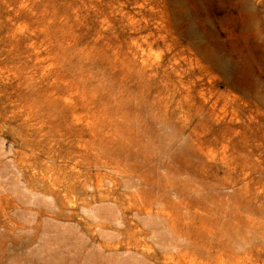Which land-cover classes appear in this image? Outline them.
Returning a JSON list of instances; mask_svg holds the SVG:
<instances>
[{"label":"rangeland","instance_id":"1","mask_svg":"<svg viewBox=\"0 0 264 264\" xmlns=\"http://www.w3.org/2000/svg\"><path fill=\"white\" fill-rule=\"evenodd\" d=\"M0 264H264V0H0Z\"/></svg>","mask_w":264,"mask_h":264},{"label":"bare ground","instance_id":"2","mask_svg":"<svg viewBox=\"0 0 264 264\" xmlns=\"http://www.w3.org/2000/svg\"><path fill=\"white\" fill-rule=\"evenodd\" d=\"M238 4H239V7L241 8V9H244V10H248L249 9V0H238ZM247 12V11H246ZM245 15H247L246 13H245ZM251 22V21H250ZM250 27V26H249ZM255 31V30H254ZM255 34V33H254ZM258 35V34H257ZM260 37V36H259ZM258 37V38H259ZM261 38V37H260ZM215 55V54H214ZM216 56V55H215ZM209 57V56H208ZM218 64V63H217ZM221 68V70L224 72V67H220ZM226 82H227V80H226ZM243 91H246V90H243ZM249 91H247V93H248Z\"/></svg>","mask_w":264,"mask_h":264}]
</instances>
